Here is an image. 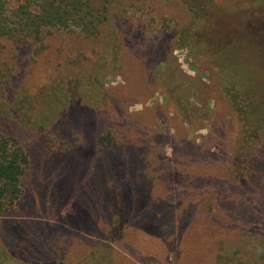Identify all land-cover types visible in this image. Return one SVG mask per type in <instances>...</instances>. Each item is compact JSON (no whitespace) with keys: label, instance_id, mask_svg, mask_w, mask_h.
Returning a JSON list of instances; mask_svg holds the SVG:
<instances>
[{"label":"rangeland","instance_id":"rangeland-1","mask_svg":"<svg viewBox=\"0 0 264 264\" xmlns=\"http://www.w3.org/2000/svg\"><path fill=\"white\" fill-rule=\"evenodd\" d=\"M260 1L93 0V36L0 39V139L27 157L0 264H215L221 246L264 259V132L241 144L219 58L175 43L192 13L219 12V32L264 51Z\"/></svg>","mask_w":264,"mask_h":264},{"label":"trees","instance_id":"trees-1","mask_svg":"<svg viewBox=\"0 0 264 264\" xmlns=\"http://www.w3.org/2000/svg\"><path fill=\"white\" fill-rule=\"evenodd\" d=\"M92 1L24 0L9 14L7 0H0V39L18 42L32 39L36 43L41 41L42 31L51 35L55 31L69 30L72 26L80 28L86 36H93L101 19L97 16L98 12L93 8ZM194 15L192 13L189 21L179 29L175 43H178V48L197 52L209 51L219 58V68L224 74L220 80L222 95L229 108L238 115V122L243 128L240 143H257L256 135L264 132V91L261 90L264 87V81L261 80L264 79V51L254 43H248L241 34L238 39L232 40L222 34V31L219 32V29H222L217 24L218 20H215L219 12L212 13L213 17L210 15L207 18H202L199 14ZM233 47H236L234 53ZM252 63L261 72L260 80L249 74V64ZM242 87L247 93L242 91ZM76 104L77 102L72 106ZM9 138L11 139H0V216L5 203L12 204L20 197L19 182L27 165L25 153L13 137ZM110 142L108 137L99 140L103 146H109ZM243 190L237 187L233 188L232 192L245 194ZM258 192L264 197V186ZM247 221H251V217L247 218ZM251 232V228H246L241 238L248 237ZM225 250L224 246L220 247L215 264H264L262 257L244 256V253L241 255L239 251H233L230 255Z\"/></svg>","mask_w":264,"mask_h":264}]
</instances>
